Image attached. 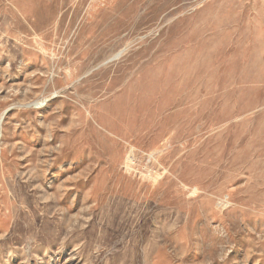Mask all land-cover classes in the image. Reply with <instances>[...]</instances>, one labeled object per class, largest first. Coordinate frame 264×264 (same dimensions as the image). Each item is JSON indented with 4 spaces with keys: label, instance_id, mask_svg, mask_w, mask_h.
I'll use <instances>...</instances> for the list:
<instances>
[{
    "label": "rangeland",
    "instance_id": "rangeland-1",
    "mask_svg": "<svg viewBox=\"0 0 264 264\" xmlns=\"http://www.w3.org/2000/svg\"><path fill=\"white\" fill-rule=\"evenodd\" d=\"M0 264H264V0H0Z\"/></svg>",
    "mask_w": 264,
    "mask_h": 264
}]
</instances>
